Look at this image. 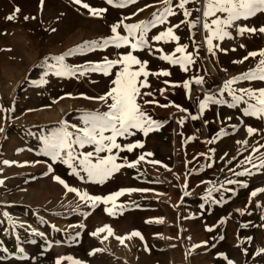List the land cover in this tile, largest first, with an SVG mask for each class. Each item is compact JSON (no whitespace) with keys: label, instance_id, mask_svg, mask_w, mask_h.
<instances>
[{"label":"rangeland","instance_id":"1","mask_svg":"<svg viewBox=\"0 0 264 264\" xmlns=\"http://www.w3.org/2000/svg\"><path fill=\"white\" fill-rule=\"evenodd\" d=\"M83 2L92 7L106 8L107 11L102 17L92 16L73 0H44L43 6L40 0H0V127L5 129L0 133V179L4 181L0 184V264H55L61 256H71L82 264H227L218 253H224L235 264H264V254L253 255L257 248L264 247V219L261 218L264 216V193L252 198L249 203L251 191L264 187V170L243 177L228 172V168L236 169V165L250 151L237 145V140L248 139L250 144L264 143V120L243 116L240 111L245 106L243 104L235 108L226 104L210 105L203 115H200L198 108V98L203 99L205 92L219 96L217 89L223 86L224 80L255 66L258 57L249 58L242 64L233 61L241 59L249 51L264 48V34L239 35L233 28L230 30L232 38L214 41L228 51H217L213 56L202 44L204 30L198 25L199 31L192 30L195 33L192 39L201 45L199 58L187 72L178 65L173 66L158 59L159 52L155 55H151L148 49L134 52L141 60L149 62V70L166 69L171 72L169 77L149 76L151 88L143 89L154 93V97L145 96L144 99L154 98L159 104H169V107L144 105L148 114L161 122L159 130L148 136L137 132L133 137L118 138V143L122 145L139 140L144 147L133 152H119L117 163H123L125 157L129 162L134 161L142 153L151 152L153 155L139 162L136 168H122L111 179L99 184L80 179L71 174L66 165L52 162L50 157L44 156L41 151L42 137L58 127L61 120L82 126V113L106 110L99 101L88 100L84 96L104 94L111 86V77L97 73L56 77L47 67L38 68L37 65L44 63L46 57L49 58L48 64H54L56 62L51 59L52 56L61 55L85 41H98L112 35L110 26L122 17H130L125 23L148 20L163 5L160 0H136L135 4L124 8L108 5L106 0ZM146 4L152 7L131 15ZM17 7L20 12L16 18L7 20L6 17ZM188 7L195 9L198 5L192 3ZM25 16L30 19L25 20ZM196 16L197 13L193 12V18ZM181 19L182 15L179 14L169 18L171 24ZM237 23L259 28L264 25V14ZM167 26L158 25L150 29L147 38L150 39ZM118 31L126 34L123 28ZM176 32L181 37L179 43H188V51L195 50L187 25H182ZM150 43L154 48H162L164 53H171L176 45V42ZM242 44L245 47H240ZM128 50L127 47L116 49L109 46L66 57L65 63L85 65L89 61H100L105 56L115 59L117 54ZM46 71L48 75L43 78L48 82L34 84L33 81L40 80ZM198 76L204 77L202 86L194 82L193 78ZM165 79L173 82L189 80L191 91L165 85ZM233 87L259 88L264 87V82L240 81ZM161 88L167 89L163 95L159 92ZM196 88L201 90L193 97L191 93ZM223 98L231 102L227 93ZM172 104L181 105L188 110L187 113H180ZM191 115L199 118L192 120ZM181 116L187 117L183 125L177 123ZM229 116L232 117L231 121L226 119ZM205 121L208 123L205 124ZM232 124L238 125L235 132L230 127ZM245 125L259 131L248 137ZM222 127L229 135L221 136L212 144L206 143ZM188 137L193 139L188 140ZM209 148L215 151L208 153ZM91 150L92 146L81 149ZM199 153H208L210 159ZM224 153H228V156L221 160ZM233 156L236 159L228 164ZM4 160L16 163L4 165ZM152 160L161 163H149ZM186 162L189 163L186 165ZM209 163L213 165L211 168L207 167ZM48 164H52V172H48ZM53 175H59L70 187L90 195L104 196L121 188H147L151 191L125 193L116 201L117 205L125 206L122 214L117 208L116 215H109L104 211L106 205L101 203L95 208L86 206L76 193L68 192L55 181ZM227 179L246 181L248 187L225 185V188L233 191L220 189L207 197L209 188H218ZM185 180L187 189L184 188ZM185 191L190 194L185 196ZM221 196L224 202L211 203L212 199L220 200ZM237 209H244V215ZM4 212L17 222L14 230L8 224V217L3 216ZM160 218L163 223H146ZM222 219L224 223H220ZM53 225L56 227L53 228ZM104 225H109L113 230V235H109L108 239H103L107 232L95 237L90 235ZM206 225L213 230L206 231ZM32 229L45 235H35ZM134 230L139 231L143 239L125 238L121 243L116 238L127 237ZM220 236L224 239L220 240ZM247 237H252V240L248 241ZM203 241L208 244L192 248V245ZM213 244L215 247H212ZM19 248H23L24 252L20 253ZM97 248L104 251L89 255ZM245 248L247 255L243 251ZM61 264L71 262L65 260Z\"/></svg>","mask_w":264,"mask_h":264},{"label":"snow or ice","instance_id":"2","mask_svg":"<svg viewBox=\"0 0 264 264\" xmlns=\"http://www.w3.org/2000/svg\"><path fill=\"white\" fill-rule=\"evenodd\" d=\"M77 5H81L84 9L89 11V14L96 17H102L107 11L106 8H96L90 6L83 0H73ZM163 5L158 11L153 12L151 18L148 20H140L136 23H125V20L130 17H122L118 22L110 26L112 35L101 38L100 40L85 41L81 45H77L74 48L69 49L61 55L52 56L51 59L56 63L48 64L49 58H45L44 63L37 65L38 68L47 67L49 71H52L56 77H78L84 76L88 73L102 74L105 77H111L109 89L102 95L89 97L84 96L85 99L99 101L106 110L101 111L99 109L94 111H86L81 114L80 120L81 125L70 124L66 120L59 121V126L52 128L47 135L42 137L43 147L41 149L42 154L46 157H50L52 162H59L66 165L71 170V174L78 176L80 179H87L89 181L103 184L105 181L111 179L116 173L122 168H136L137 164L144 161L146 157H151L153 153L147 152L142 153L137 157L136 160L129 162L127 158H123V163H117L119 152L128 151L133 152L135 149H142L144 144L137 140L132 143L121 144L118 143V138H128L136 135L137 132L143 133L144 136H148L149 133L159 130L161 122L154 120L148 112L145 110L144 105H156L159 107L167 108L169 104H159L156 99H144L147 97H154L152 91H143V89L151 88L149 83V76H155L157 78L169 77L171 72L166 69H160L157 71H151L148 68V61L141 60L137 55L134 54L136 51H143L148 49L151 55H155L157 52L160 53L158 59L166 61L170 65H178L184 72L189 70V67L194 65L199 58L200 44H197L192 37L195 33L193 29L197 28L198 25L202 26L204 35L202 38V44L206 46V51L215 56L217 51L227 52L228 49L221 47L220 43H214V41H223L225 38H232L231 29L235 28L237 34L243 35L244 33L264 34V25L259 28L249 27L247 25H239L237 22L241 20H248L249 18L257 16V14H264V0H160ZM41 6L44 4V0H40ZM108 5L115 6L117 8H124L126 5L135 4L136 0H106ZM196 3L198 7L192 9L188 7L190 4ZM152 7V5H145L143 8H139L136 12L131 15L135 16L140 12H143L146 8ZM20 12L19 7L15 8L12 14H9L6 19L12 21L16 18V14ZM193 12L197 13V16L193 18ZM182 15V19L176 23L171 24L169 18L177 15ZM25 20L30 17L25 16ZM35 19V17H31ZM169 25L164 30L160 31L156 35H152L149 38L148 33L150 29L156 28L158 25ZM182 25H187L190 31V42L193 44V51H188V43H179L181 37L177 34L176 30L180 29ZM123 28L126 34H121L118 29ZM56 29H52L55 31ZM150 41L155 42H176L174 50L171 53H164L162 48H154ZM109 46H114L116 49L124 47L130 50L117 54V58L110 59L105 56L100 61H89L85 65H69L65 63L66 57L82 54L86 51H93L95 49H106ZM240 47H245L243 44ZM235 51V48L232 49ZM179 54V55H177ZM259 58L254 67H250L246 71L232 76L224 80L223 86L217 89L219 96L215 93L205 92L203 99H199V113L203 115L206 109L210 105H227L230 108H235L240 104L245 105L240 109L243 116L255 117L257 119L264 120V87L253 88V87H239L235 88L233 85L240 81H261L264 82V48L249 51L247 55L239 60L233 61V63H244L249 58ZM48 72H44L43 76L38 81H33L34 84H46L48 81L43 77L47 76ZM196 85L204 84V77H194ZM165 85L171 87H183L186 92H190L189 80L182 82H173L165 79L163 81ZM167 89L161 88L159 92L161 95L165 93ZM227 93L231 97V102L224 99V94ZM70 95V94H68ZM83 95V94H81ZM142 101V103H141ZM180 113H187V109L183 108L179 104H172ZM8 111H11L9 109ZM187 117L181 116L177 121L178 124L183 125ZM192 120L199 118L197 115H191ZM231 121L232 117L226 118ZM239 119V118H238ZM243 123V121H241ZM205 124L208 122L205 121ZM233 132L236 131L238 125H230ZM5 131L4 127H0V133ZM245 131L248 137H252L259 130L255 127L245 125ZM229 133L222 127L215 137L206 141L208 144L214 143L221 136H227ZM188 140L193 139L188 137ZM187 140L185 141V143ZM237 145H241L245 150H250L249 154L244 157L243 160L236 165V170L228 168V172L234 176H253L257 172L264 170V143L250 144L248 139L237 140ZM86 146H92L91 151H81ZM115 150V152H114ZM215 149L209 148L208 153L214 152ZM101 153H107V155H100ZM208 153H199L198 155L208 156ZM258 155H253L257 154ZM239 151L237 155H239ZM228 156V153H224L221 157L223 160ZM95 158V160H93ZM195 159V157H193ZM236 159L233 156L228 160V164ZM4 165H10L16 163L14 161L4 160ZM27 163V162H25ZM39 163V161H37ZM46 163V162H45ZM152 164H160V161H149ZM189 162H186V165ZM247 165V166H246ZM212 163L207 164V167L211 168ZM168 169L167 165H164ZM171 171V169H168ZM52 164H48V172H52ZM223 171V169H221ZM81 173L85 175H81ZM47 174V173H45ZM55 181L63 185L68 192L76 193L81 202L86 206L95 208L101 203L106 205L104 211L109 215H116V209L122 211L124 205H117V198L123 196L125 193L133 192H149L151 189L143 188H121L118 191L109 193L107 195H90L88 192H80L75 187H70L64 179L59 175H53ZM4 181L0 179V184ZM201 183H206L202 181ZM239 184L241 187L247 188L248 183L246 181L227 179L219 184V187H211L207 190V197H211L213 192L223 189L225 191H233L232 189L225 188V185ZM184 188L187 189V180H185ZM264 193V187H258L251 191L249 194V203L252 202V198L258 196V194ZM190 193L184 192L187 196ZM224 202L223 196L220 200L212 199L211 203H222ZM111 204V207L107 205ZM203 207V205H201ZM247 207V206H246ZM76 209H74L75 211ZM241 215H244V209H237ZM251 215V213H249ZM4 217H8V224L14 230L17 227V222L9 217L7 212L3 213ZM264 219V216L261 217ZM163 223V219L148 220L146 223ZM222 219L220 223H224ZM247 227L248 225H241ZM23 227V225H20ZM53 228L56 226L53 225ZM83 227V225H79ZM206 231L211 232L212 227L205 226ZM35 235L43 237V232H37L35 229L31 230ZM107 232L108 235L104 236L103 239H108L109 235H113V230L109 225H104L97 228L95 231L90 233L92 236H98L100 233ZM78 235V233H77ZM140 237L139 231H133L128 234L127 237H116L121 243L124 242L125 238ZM190 239V237H189ZM220 240L224 237L220 236ZM248 241L252 240V237L246 238ZM207 241H203L200 244L192 245V248H199L206 246ZM215 247V244L212 245ZM147 250V249H146ZM6 251V249H5ZM20 253L24 252L23 248H19ZM104 249H93L89 255H93L96 252H102ZM245 255H247V249H243ZM264 254V247L257 248L253 255L260 256ZM218 256L223 257L227 264H235V262L229 259L224 253H218ZM70 261L71 264H82L81 261L74 259L71 256H61L55 261V264H61L62 261Z\"/></svg>","mask_w":264,"mask_h":264},{"label":"bare ground","instance_id":"3","mask_svg":"<svg viewBox=\"0 0 264 264\" xmlns=\"http://www.w3.org/2000/svg\"><path fill=\"white\" fill-rule=\"evenodd\" d=\"M200 88H196V89H194L193 91H192V96L194 97V96H196L199 92H200Z\"/></svg>","mask_w":264,"mask_h":264}]
</instances>
